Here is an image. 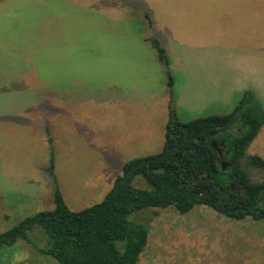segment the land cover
<instances>
[{"label":"rangeland","instance_id":"obj_1","mask_svg":"<svg viewBox=\"0 0 264 264\" xmlns=\"http://www.w3.org/2000/svg\"><path fill=\"white\" fill-rule=\"evenodd\" d=\"M4 1L19 10L17 18L0 20V54L5 55L0 58V233L52 210L56 187L72 212L100 203L125 162L162 149V113L167 120L188 122L222 112L193 108L189 92L179 95L190 108L179 107L174 86L169 104L110 97L114 88L145 92L166 81L161 68L151 66L155 50L142 36L165 35L166 59L160 62L173 78L175 33L191 38L189 43L205 41L213 32L208 34L204 15L213 31L220 30L213 6H256L250 0ZM46 129L55 183L46 173ZM258 136L246 155L264 160V131ZM250 176L262 182L264 170L252 169ZM131 219L150 227L138 264H264L263 221H231L205 206L184 215L149 208ZM30 239L33 244L18 240L1 249L0 264H57L37 251L45 240L42 229L34 227Z\"/></svg>","mask_w":264,"mask_h":264},{"label":"trees","instance_id":"obj_2","mask_svg":"<svg viewBox=\"0 0 264 264\" xmlns=\"http://www.w3.org/2000/svg\"><path fill=\"white\" fill-rule=\"evenodd\" d=\"M144 17L152 27L147 12ZM148 41L163 62L164 49L155 38ZM166 84L171 90L169 71ZM262 126L264 111L250 91L241 94L229 114L188 122L170 119L162 149L125 162L100 203L72 212L56 187L53 209L25 217L0 233V250L18 240L33 244L30 232L38 227L45 240L37 251L57 264H138L150 231L149 224L131 219L140 211L172 208L184 215L205 206L231 221L264 222V181L250 176L252 169L264 170V160L246 155ZM46 135L50 149L46 173L55 183L47 129Z\"/></svg>","mask_w":264,"mask_h":264},{"label":"crops","instance_id":"obj_3","mask_svg":"<svg viewBox=\"0 0 264 264\" xmlns=\"http://www.w3.org/2000/svg\"><path fill=\"white\" fill-rule=\"evenodd\" d=\"M243 1L246 2V0ZM250 1L256 6H221L220 10L213 6L219 11L220 30L219 32L213 31L211 20L204 15V23L209 26L208 34L213 32V36L206 37L205 41L189 43L188 40L191 38L183 40L182 37H179V39L177 35L179 31L177 34L175 33L174 51L172 52L173 86L179 107L190 108L183 103L179 95L181 92H189V102L193 108L208 106L213 107L212 109H215L214 107L221 108L222 112L212 115H226L235 109L241 94L250 91L264 111V0ZM6 3L4 0H0L2 7L0 20L11 18V16L17 18L19 8L5 6ZM89 7L97 8L96 10L100 11L105 6ZM142 37V42L147 44L149 49L155 50L148 41L151 36L144 35ZM164 37L165 35H158V37L152 38H155L163 48ZM8 47L14 50L20 49V46L16 45ZM163 49L165 51V47ZM151 53V66L154 65L155 68L159 66L162 75L166 77V70L162 67L156 50L155 54ZM0 58H5V55L0 54ZM18 89L20 90V88ZM168 91L166 81H163L158 88L145 92H135L133 88L127 87L114 88L111 92H114L115 95L110 97V100L127 102L137 99L147 103L152 99H164L168 103ZM56 92L58 91H54L52 94L58 95ZM117 93L121 95L117 96ZM197 118L201 117L192 120ZM167 119L166 112L162 113V129L165 128ZM263 131L264 126L259 132Z\"/></svg>","mask_w":264,"mask_h":264},{"label":"water","instance_id":"obj_4","mask_svg":"<svg viewBox=\"0 0 264 264\" xmlns=\"http://www.w3.org/2000/svg\"><path fill=\"white\" fill-rule=\"evenodd\" d=\"M172 120L174 121L175 119L174 118H172ZM221 155V154H220Z\"/></svg>","mask_w":264,"mask_h":264}]
</instances>
